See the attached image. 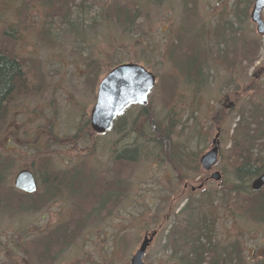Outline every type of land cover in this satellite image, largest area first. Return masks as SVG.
<instances>
[{
	"label": "rangeland",
	"instance_id": "374dc122",
	"mask_svg": "<svg viewBox=\"0 0 264 264\" xmlns=\"http://www.w3.org/2000/svg\"><path fill=\"white\" fill-rule=\"evenodd\" d=\"M253 3L0 0V52L25 72L0 119V264H130L154 230L147 264H264L262 194L253 179L244 191L228 188L238 184L233 146L248 122L264 164V90L257 109L248 104L254 91L242 88L264 87V35L251 20ZM194 55L202 76L189 72ZM123 62L156 74L147 107L159 117L173 112L185 145L181 166L156 147L141 105L110 131H93L100 81ZM218 128L219 160L206 171L200 157ZM134 146L139 161L115 159ZM23 168L38 171L33 196L14 184ZM77 168L84 173L73 192L55 194L48 177L77 176ZM216 170L222 179L211 177ZM197 239L201 260L192 250Z\"/></svg>",
	"mask_w": 264,
	"mask_h": 264
},
{
	"label": "trees",
	"instance_id": "16d2710c",
	"mask_svg": "<svg viewBox=\"0 0 264 264\" xmlns=\"http://www.w3.org/2000/svg\"><path fill=\"white\" fill-rule=\"evenodd\" d=\"M260 38V37H259ZM257 44V42H254ZM247 42L245 43V46ZM248 55V53H247ZM189 72L191 73V69H194L197 73L196 76L204 75L203 74V66L201 64H197L196 56L189 57L188 63ZM25 78V72L22 64L17 60V58L9 57L6 53L0 52V119L4 117L6 114V103L15 93L16 89L18 88V84L20 85ZM253 84H248L246 87L239 85L238 87L242 86L244 91L253 90L254 93L250 94L249 103L253 105L254 108H260V104L257 103L256 98L261 97V91L264 90V87H254L251 86ZM254 102H253V101ZM251 101V103H250ZM149 104V103H148ZM262 107L264 105L262 104ZM264 109V108H263ZM149 109L147 105L141 107L142 114L145 115V123H148L151 127L150 134H152V140L157 143L156 147H160L164 153V159L169 161L173 166H181V161L184 160V153L185 151L183 143L179 142L180 134L177 132L179 127L178 121L175 120L174 114L172 111L168 112L164 117L155 116ZM243 112L240 113V118H243ZM124 118V115L119 117L114 125L116 127L118 122H120ZM242 122L238 120L237 129L241 127ZM113 127V128H114ZM247 129L250 130L243 139H238L237 142L233 146V150L235 151V157L233 161V173L235 175L236 183L232 184L228 188L235 190V191H244L246 188H249V181L260 175L264 172V164L259 165V158L255 156L254 147H255V139L254 134L250 128V122L247 123ZM217 131L221 129L218 128ZM147 134V132L145 133ZM247 143H246V141ZM160 144V146H159ZM38 155V154H37ZM141 149L139 146L134 147H125L122 150L118 151L115 155V159L119 161H134L137 162L141 158ZM39 156V155H38ZM42 158V157H41ZM50 161L48 160V165ZM180 172L182 169H179ZM35 174L37 175L38 171L34 169ZM77 174L79 175H71L69 171H63L61 174V179L59 175L55 174L54 178L48 177V180L51 181L53 184L52 186L56 189V193H58V189L61 191L64 190V187L67 188L68 191H72L74 187L71 185L75 181H79L80 178L83 176V173L80 169H76ZM4 170H0V180L3 179ZM82 175V176H81ZM58 179H60V184L58 183ZM56 182V183H54ZM245 186H244V185ZM20 191V190H19ZM22 194L27 196H33V194H28L23 191H20ZM260 194H262V202H264V187L259 190ZM35 194V193H34ZM264 204V203H263ZM264 209V208H263ZM206 227V226H205ZM204 228V227H203ZM207 235V233H205ZM197 239V244H193L192 250L198 253L200 256V260L205 251L204 244Z\"/></svg>",
	"mask_w": 264,
	"mask_h": 264
},
{
	"label": "water",
	"instance_id": "95a60500",
	"mask_svg": "<svg viewBox=\"0 0 264 264\" xmlns=\"http://www.w3.org/2000/svg\"><path fill=\"white\" fill-rule=\"evenodd\" d=\"M263 12L264 0H254L250 15L260 35H264ZM156 82V74L138 62H123L111 68L100 81L97 99L91 110L90 123L93 131L105 133L112 129L118 117L128 108L138 104L146 105ZM220 144V131H218L213 139L212 147L200 157V164L204 170L213 169L218 162ZM211 177L220 180L222 173L216 170ZM14 184L17 189L26 193H35L38 189L37 177L30 168L19 170L15 175ZM263 187L264 172L251 182V188L255 191ZM157 233L158 230H154L144 235L130 264H147L144 256Z\"/></svg>",
	"mask_w": 264,
	"mask_h": 264
},
{
	"label": "flooded vegetation",
	"instance_id": "af4514ba",
	"mask_svg": "<svg viewBox=\"0 0 264 264\" xmlns=\"http://www.w3.org/2000/svg\"><path fill=\"white\" fill-rule=\"evenodd\" d=\"M89 121H90V120H89ZM263 253H264V250L262 251V254H261V259H262V262L264 263Z\"/></svg>",
	"mask_w": 264,
	"mask_h": 264
}]
</instances>
